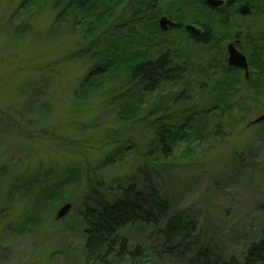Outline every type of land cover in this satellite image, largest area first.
<instances>
[{"label":"rangeland","instance_id":"obj_1","mask_svg":"<svg viewBox=\"0 0 264 264\" xmlns=\"http://www.w3.org/2000/svg\"><path fill=\"white\" fill-rule=\"evenodd\" d=\"M24 1L0 0V264H93L84 251L87 181L96 174L106 187H114L140 165L152 170L153 160L143 157L148 142L140 136H155L153 122L167 113L175 134L188 136L175 144L174 157L161 169L153 165V182L170 201V216L183 213L197 223V236L220 258L242 259L264 227V122L253 125L264 116V87L255 93L245 83H251L253 68L250 47L244 42L246 26L254 33L264 32V0H253L249 15L238 21L242 30L234 28L230 40L218 41V49L205 54L177 29L162 34L166 32L160 27L162 18L179 23L170 7L174 0L157 4L151 19V12H142L134 32L123 28L101 32L95 45L85 34L88 21L82 14L67 10L58 0H35L22 7ZM127 10L128 19L136 18L126 6L117 18H126ZM16 30L25 31L23 39L14 37ZM132 36L138 43L141 36L150 38L151 47L142 51L153 59L164 51L180 50L189 53L194 66L206 68L212 59L216 63L207 69L209 76L186 75L190 86L164 84L138 98L126 72L100 77L94 90L84 87L92 59L107 58L110 41L127 55L133 53ZM238 40L239 51L249 61V76L235 71L240 77H233L241 84L235 86L234 92H239L232 93L227 109L215 105V93L203 88L212 85L215 75L221 76L228 65V47ZM79 50L91 54L65 60ZM181 62L175 59L176 64ZM173 95L177 101L168 103ZM132 106L135 114L127 116ZM163 108L172 111L163 113ZM126 137L133 138L132 145L124 142ZM74 170L78 174L67 182ZM33 178L41 184L19 189ZM64 181V188L45 197L46 190L55 185L57 192ZM104 192L110 201L120 195ZM67 204L71 211L57 220ZM121 236L148 250L153 264H188L191 258L179 252L172 255L164 238L141 224L126 228ZM113 260L109 264H130Z\"/></svg>","mask_w":264,"mask_h":264},{"label":"trees","instance_id":"obj_2","mask_svg":"<svg viewBox=\"0 0 264 264\" xmlns=\"http://www.w3.org/2000/svg\"><path fill=\"white\" fill-rule=\"evenodd\" d=\"M33 1L35 0H25L21 6L26 7L29 2ZM164 1L166 0H58V4L62 3L67 10L72 9L73 12L80 13L87 18L88 28L85 34L91 39V43L95 45L106 30L112 28L121 30L123 28L127 31L131 29L134 32L133 25L142 21L141 13L145 12L146 15H149L151 12L149 16L151 19L156 5ZM208 1L174 0L173 4H170L171 9H175L172 13L177 14L179 17V23L172 29L184 33L193 45L203 49L204 54L216 51V48L219 47L218 41L230 40L234 28L242 30L241 27L244 26L238 24V21L245 20V16L241 14V8L244 4H247L250 8L253 3V0H217L223 1L224 4L213 8L208 4ZM178 4L179 7H177ZM123 6H126V9L128 7L132 8L133 15L136 18L128 19L130 11L127 10L125 12L126 18L118 19V12ZM261 11L264 13V9ZM66 13L64 10V14ZM187 26H193L195 29L197 27L199 29H196L198 33L187 30ZM245 30L244 42L245 45L247 44L250 47L253 68L251 83L248 81L245 83L253 88L255 93H259L264 87V32L254 33L250 26H246ZM16 31L14 37L18 41L23 39L25 31L20 33L18 30ZM101 32L103 33L100 35ZM168 32H162V34L168 35ZM240 35L241 33H239V37ZM132 38H129V42L131 47L134 46L133 48H136V50H133L134 52L129 55L115 45L116 41H110L109 45L112 46H110L111 50L107 52V58L103 61L92 59L94 66L90 67V72L84 79L83 86H89V88L87 87L88 90H94L99 85L98 82L97 84L94 83L100 77L110 72L113 74L126 72L130 84L134 86L133 88L138 89V98L139 93H155L164 84L177 85L185 83V85L190 86L185 80L186 75L191 77L193 73L209 76L207 69H210L214 62L216 63L212 59L206 68L194 66L190 61L189 53L180 50H167L162 52L156 59H153L149 54L150 52L145 53L142 51V47H151L150 38L141 36L138 40L140 43L136 42L133 36ZM238 41L241 42V40ZM88 53V51L79 50L67 56L65 60L91 54ZM175 59H181V64H176ZM223 67L221 76L219 77V74L215 75L212 85L205 84L206 88H203V90H212L216 95L215 105L222 104L229 109L231 108L229 103L234 97L232 93L235 91V86L241 84V80H236L233 77V75L238 74L235 73L236 69L230 68L226 64ZM235 77H240V75ZM236 92L239 91L236 90ZM182 97L185 98L184 95ZM175 99L177 101V96L173 95L167 102L169 103ZM163 101L164 98L161 99L160 103L163 104ZM127 104H129V101ZM137 110L139 111V109ZM163 110V113L172 111L169 108H163ZM134 111H136V108L132 106L126 115L135 114ZM181 112L185 113L184 111ZM161 115L162 117L158 118L157 122H153L154 126H151L155 136H140L146 138L148 142L149 149L143 157L146 161L153 160L150 166L152 170H149L145 164L140 165L136 171L132 172L131 176L124 180H117L114 187H108L109 185L106 187L105 183L96 174L94 178L89 175L86 185L87 196L83 200L84 211L82 215L86 225L84 251L87 260L93 264H109L111 259H114L115 262L117 260L120 262L129 261L130 264H153L148 250L140 245H133L130 240L121 236V232L126 228L141 224L155 229L158 235L164 238V244L169 248L172 255L179 252L182 256H190L188 264H264V227L259 238L244 251L242 259L234 255L222 259L212 252L210 246L204 245L203 241L197 236V223L191 222L183 213L170 216L171 203L162 195L153 182L155 173L153 165L161 169V166L166 163L165 160L174 157L175 144L187 139L188 136L180 135V132L175 134L171 129L172 127L168 126V121L172 116L170 113ZM148 118H152V116L150 115ZM9 123L12 125V121H9ZM179 129L183 128L180 127ZM124 142L127 145H132L133 138L126 137ZM121 155L124 156V151H121ZM112 159L110 158L107 162ZM77 174L78 171H71L68 174L67 182ZM65 183L66 181L57 185V192H55V185L46 190L45 197L50 198L58 193V190L64 188ZM35 184L38 186L41 184L39 178H33L25 182L19 186V189L31 188ZM110 186H113V184ZM104 189H107V191L112 190L120 195L114 201H110L106 198Z\"/></svg>","mask_w":264,"mask_h":264},{"label":"water","instance_id":"obj_3","mask_svg":"<svg viewBox=\"0 0 264 264\" xmlns=\"http://www.w3.org/2000/svg\"><path fill=\"white\" fill-rule=\"evenodd\" d=\"M208 4L213 7V8H217L220 7L224 4L223 1H217V0H209ZM249 11L250 8L247 4H244L241 8V14L243 16H247L249 15ZM177 24H175L174 22H172L171 20H169L168 18L164 17L161 19L160 21V27L162 28V30L164 31H168L170 28H174L176 27ZM187 30L192 31L194 33H198V31L193 27V26H188ZM240 41H236V43L231 44L228 47V66L230 68H235L237 70H243L246 73V76H249V61L248 58L239 51L238 49V45H240ZM264 122V116L259 118L258 120H256L255 122H253V124H259ZM72 209V205L71 204H67L65 206H63L60 211L58 212L57 215V220H61L63 218H65L69 212Z\"/></svg>","mask_w":264,"mask_h":264}]
</instances>
